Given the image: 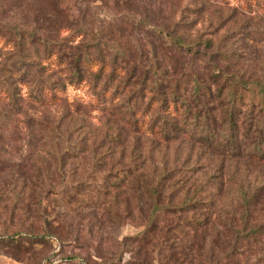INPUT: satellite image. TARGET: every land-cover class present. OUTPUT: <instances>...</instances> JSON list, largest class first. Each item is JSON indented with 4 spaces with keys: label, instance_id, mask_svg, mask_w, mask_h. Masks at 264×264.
I'll list each match as a JSON object with an SVG mask.
<instances>
[{
    "label": "rangeland",
    "instance_id": "obj_1",
    "mask_svg": "<svg viewBox=\"0 0 264 264\" xmlns=\"http://www.w3.org/2000/svg\"><path fill=\"white\" fill-rule=\"evenodd\" d=\"M0 6L13 16L9 23L18 19L30 29L42 27L45 36L67 39L74 46L98 39L99 32L123 49L141 53L144 59L154 55L165 67L174 50L162 31L199 51L198 59L174 53V62L179 61L185 74L194 67L205 74L217 67L242 75L246 81L264 82V0H0ZM81 27L92 30L79 41ZM13 87L17 94L27 92L25 85ZM66 99L45 106L27 101L20 115L15 111L0 118V191L8 183L23 180V174L32 179L31 174L46 165L54 172V155L68 149L66 178L87 189L90 183L99 182L101 192L83 191L71 209L65 206L63 214L57 213V206L65 205L67 198L59 203L58 197H51V205H57L48 211L51 221H57L51 227L70 238L63 244L56 235L59 241L55 244H42L23 236L36 243L28 246L29 253L0 247V264H190L189 256L197 257V264L199 253L215 255L212 262L216 263L221 247L233 252L223 238L231 228L244 224L240 196L246 189L251 193L260 188L249 227L263 222L264 162L231 157L224 148L178 132L164 140L133 129L124 110L126 98L102 109L83 87L69 88ZM127 169L151 179L164 176L163 200L177 204L188 194L207 202L202 210L187 214L206 218L207 225L198 233L190 229L168 232L160 227L141 242L138 236L144 231L150 206L131 192L132 185L143 186V178H132L127 184L115 179L119 171ZM115 182L118 185L110 184ZM3 205L0 237L20 229L26 234L30 226L33 236L43 234L46 219L42 209H33L31 217L19 219V210L12 216L11 204L8 213L3 212ZM237 248L238 253L223 257L222 263L264 264V243Z\"/></svg>",
    "mask_w": 264,
    "mask_h": 264
},
{
    "label": "trees",
    "instance_id": "obj_2",
    "mask_svg": "<svg viewBox=\"0 0 264 264\" xmlns=\"http://www.w3.org/2000/svg\"><path fill=\"white\" fill-rule=\"evenodd\" d=\"M8 14L0 6V51H4L0 56V118L15 114V111L20 115L27 101L40 106L62 103L69 88L87 87L92 94L93 104L102 109H108L117 102L119 105L126 98L128 101L124 110L125 114H129L128 122L133 129L164 140L172 139L178 132L219 150L224 148L223 152L231 157L247 156L264 162V82L246 81L242 75L217 67L206 74L194 67L185 74L184 68H179V61L174 62V53H188L198 59L201 56L199 51L195 45L169 37L162 31L161 36L170 40L168 44L174 50L168 56L170 65L165 67L154 55L144 59L141 53L125 50L99 32L98 39L74 46L67 43V39L59 41L45 36L42 27L30 29L18 19L14 24L9 23L8 20L14 18ZM80 29L83 33H80L79 41L92 30L88 27ZM13 84L25 85L26 94H17V87H13ZM66 152L68 149L54 155V172L46 165L44 170L36 169L31 174L32 179L27 180L29 178L23 174V180L8 183L0 191L4 213L11 204L9 215L14 216L19 210V219L24 216L29 218L33 209H42L46 219L42 235L38 233L33 236L31 226L26 234L20 229L12 236L0 237L1 248L26 250L29 253L28 246L36 243L23 240V236L39 239L42 244H55L59 241L56 235L63 244L70 238V235L59 232L57 227H51L57 222L51 221L48 215L50 208L55 210L57 206L51 205V197H58L59 203L67 198L65 205L61 203L57 206V213L63 214L62 210L65 206L68 210L78 194L83 191L100 193L99 187L103 185L93 182L87 189L67 179ZM132 178L144 179L142 187L132 185L130 188L132 193L138 194L136 197L144 198L150 206L144 231L138 236L141 242H145L160 227L168 232L182 233L190 229L198 233L207 225L206 218L201 220L187 215L202 210L207 202L188 197V194L177 204L163 200L164 176L151 179V176L138 175L137 171L127 169L119 171L115 179L127 184ZM116 182L110 184L118 185ZM259 189H253L251 193L246 189L241 193L244 224L241 228H231L223 238L227 245L232 246L233 252L229 254L221 247L222 252L218 254L216 263L212 262L215 255L203 257L199 253L197 264H227L222 263V258L234 257L239 250L237 247L264 243V220L249 227ZM173 256L174 252L170 254L169 262ZM195 258L189 256L187 260L194 264Z\"/></svg>",
    "mask_w": 264,
    "mask_h": 264
}]
</instances>
